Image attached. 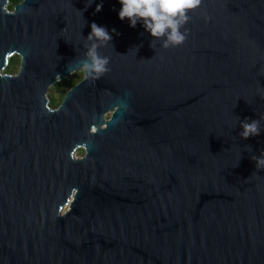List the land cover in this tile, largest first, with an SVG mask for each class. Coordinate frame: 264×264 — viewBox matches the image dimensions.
<instances>
[{
    "label": "water",
    "instance_id": "1",
    "mask_svg": "<svg viewBox=\"0 0 264 264\" xmlns=\"http://www.w3.org/2000/svg\"><path fill=\"white\" fill-rule=\"evenodd\" d=\"M91 2L0 0V264H264V131L239 136L264 129V0H202L167 49ZM93 22L110 70L52 109Z\"/></svg>",
    "mask_w": 264,
    "mask_h": 264
},
{
    "label": "clouds",
    "instance_id": "2",
    "mask_svg": "<svg viewBox=\"0 0 264 264\" xmlns=\"http://www.w3.org/2000/svg\"><path fill=\"white\" fill-rule=\"evenodd\" d=\"M118 2L121 5L118 12L121 21L127 19L132 28L140 23L152 37L150 47L154 49L153 41H161V46L167 49L179 46L187 39L188 31L184 26L190 20L189 13L197 9L202 0H118ZM92 3L93 0L88 5ZM102 8L101 0L97 3L95 11L98 13ZM90 27L91 32L83 45L86 52L79 62L78 69L86 77L98 80L110 70L109 58L102 56L99 49L111 44L113 36L106 27L98 26L95 22L91 23ZM112 32L115 33L116 30L112 29ZM261 98L264 99V96ZM239 124L242 128L239 136L245 140L264 131L258 119L245 118L239 121ZM251 159L255 161L258 170L264 169V151H261L259 156L252 155Z\"/></svg>",
    "mask_w": 264,
    "mask_h": 264
},
{
    "label": "flooded vegetation",
    "instance_id": "3",
    "mask_svg": "<svg viewBox=\"0 0 264 264\" xmlns=\"http://www.w3.org/2000/svg\"><path fill=\"white\" fill-rule=\"evenodd\" d=\"M22 0L18 1L17 3L21 2ZM14 4L15 5L17 4ZM9 4H10V0L8 3V8H9ZM13 8H9L10 10H13ZM62 52L64 53V55L68 58H70L68 60V66L69 67V71L68 73L63 76L61 79H57L54 83L51 84V86L49 87L47 96L49 99L48 105L50 106V108L52 109H56L59 107V105L61 104L66 92L73 88L74 86H76L81 80L84 79L85 75L81 74V72L78 69V65L81 59L84 58V54L86 52V49L83 47L84 42H80L78 41V39H76L75 41H71L69 40L68 36L63 35L62 36ZM22 59H23V53H17L14 52L12 53L9 58H8V62L6 67L11 65V70L9 71H5L4 69V73L6 74H11V75H16L19 73V71L21 70L22 67ZM55 86H59L61 90H64V95L62 96V99L60 101V103L57 106H52L51 105V93L54 89ZM110 113H108V115H106V118L110 117ZM84 154V152H83Z\"/></svg>",
    "mask_w": 264,
    "mask_h": 264
},
{
    "label": "trees",
    "instance_id": "4",
    "mask_svg": "<svg viewBox=\"0 0 264 264\" xmlns=\"http://www.w3.org/2000/svg\"><path fill=\"white\" fill-rule=\"evenodd\" d=\"M20 0H10L9 8H13L14 4L17 3ZM11 70V65L6 67L5 71ZM64 95V90H61L59 86H55L52 93H51V105L52 106H57L61 99L62 96ZM79 152L83 154L84 150L79 149Z\"/></svg>",
    "mask_w": 264,
    "mask_h": 264
},
{
    "label": "rangeland",
    "instance_id": "5",
    "mask_svg": "<svg viewBox=\"0 0 264 264\" xmlns=\"http://www.w3.org/2000/svg\"><path fill=\"white\" fill-rule=\"evenodd\" d=\"M77 155L79 156V155H82V153L81 152H79V150L77 151Z\"/></svg>",
    "mask_w": 264,
    "mask_h": 264
}]
</instances>
